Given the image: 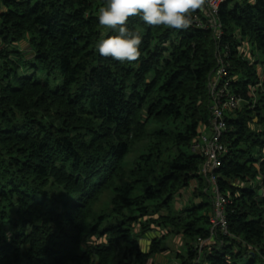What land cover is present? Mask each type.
<instances>
[{
  "label": "trees",
  "instance_id": "16d2710c",
  "mask_svg": "<svg viewBox=\"0 0 264 264\" xmlns=\"http://www.w3.org/2000/svg\"><path fill=\"white\" fill-rule=\"evenodd\" d=\"M104 4L0 0V264H112L120 247L117 264H144L168 234L188 240L180 264H195L200 238L196 264H264V68L241 50L251 41L264 57V0L222 1L219 37L199 24L204 8L187 30L132 17L127 27L142 43L131 63L96 50L102 34H117L99 25ZM219 55L248 103L228 115L216 172L232 201L228 234L212 236L215 195L193 145L212 115ZM136 223L167 231L146 251ZM104 234L107 242H88Z\"/></svg>",
  "mask_w": 264,
  "mask_h": 264
},
{
  "label": "built area",
  "instance_id": "2783aa9c",
  "mask_svg": "<svg viewBox=\"0 0 264 264\" xmlns=\"http://www.w3.org/2000/svg\"><path fill=\"white\" fill-rule=\"evenodd\" d=\"M224 0H206L204 11L207 17V23L202 24L204 28L212 27L218 34V37L222 34V25L218 20V12L221 2ZM248 57V55H245ZM251 61L257 59L256 56L250 55L248 57ZM219 64L217 69L211 74L209 81V90L212 98L210 106L211 117L209 119V125H205L201 129V133L198 141L193 145V149L204 156L205 162L203 163L199 174L207 179L209 189L212 190L215 195L213 214L211 216L212 222V236L215 235L218 229H221L224 233L228 234L227 223V206L232 202L231 199L223 194L218 185V179L216 172L222 165V158L228 152V147L224 143V138L228 132V115L229 113L241 112L244 105L248 101L237 93L233 92L230 88L231 77H229V64L225 61L224 56L219 55ZM261 67V66H260ZM262 74L263 68L261 67ZM261 83L251 87V92L254 97V103L257 102V91L261 88ZM254 107V105H252ZM207 240H198L199 255L201 256L203 248ZM198 257V263L200 260Z\"/></svg>",
  "mask_w": 264,
  "mask_h": 264
},
{
  "label": "clouds",
  "instance_id": "9594fccd",
  "mask_svg": "<svg viewBox=\"0 0 264 264\" xmlns=\"http://www.w3.org/2000/svg\"><path fill=\"white\" fill-rule=\"evenodd\" d=\"M205 3L206 0H105L98 9L99 25L117 34H102L96 50L105 58L134 62L141 55L142 38L127 27L130 18L139 17L151 27L187 30L193 13L202 11Z\"/></svg>",
  "mask_w": 264,
  "mask_h": 264
},
{
  "label": "rangeland",
  "instance_id": "374dc122",
  "mask_svg": "<svg viewBox=\"0 0 264 264\" xmlns=\"http://www.w3.org/2000/svg\"><path fill=\"white\" fill-rule=\"evenodd\" d=\"M204 14H205V11H204ZM22 46L26 50L27 54L31 51V47L27 44V42H23ZM243 46H245L246 48H243ZM243 46H242L241 50L244 53H246L245 51H247L248 57H250V55L253 54V56H256L257 59H259L258 60L259 65L257 64V67L259 68L260 71H262L260 65L262 66V68H264V57L261 56L256 45L251 41H245ZM12 58L17 59L16 55H13ZM262 92L264 93V88H262ZM137 150L133 153L132 157L138 156L139 153L137 152ZM192 152H194L193 149H192ZM259 187H260L261 193L264 194V184H260ZM196 188H197V181H195V183H193L192 187L191 186L187 187L186 188L187 190H185V192L186 193L190 192L192 194L196 190ZM210 194H213L212 191H210ZM205 199L207 201H209V200H211V196H205ZM171 203H172L171 204L172 209L175 210L177 201H173ZM103 204H104L103 201L102 202L99 201L95 206L96 209L97 210L102 209ZM185 204L186 203H184L183 201L180 200L178 206L181 207ZM200 212L202 213V210ZM165 213H167L166 210H161V212H159L160 215H163ZM155 217H157V216H155ZM138 224L139 223H136V227H137L136 229H138L139 232L140 231L144 232L143 234H140V233L139 234L141 235V240L143 243L142 244L143 249L146 251H148L150 249L149 244L151 242L150 240L153 237H155V236L162 237V235L165 234L164 232L167 231V230L163 231L164 227L152 228L151 230L144 231V230L140 229V226ZM107 238H108L107 234L95 235V236L90 237L88 239V242L91 241L90 243L95 242L96 244H102L103 242H107ZM187 242H188L187 238H185L183 241L179 237L177 238L174 235L168 234V236L166 238L162 239V247L164 250L153 254L151 256V258L148 260V262L146 261L145 263L146 264H180V259L177 257V253L180 252L181 254H184V255L187 254V252H188V247L186 245ZM118 252H119L118 258H116V261L113 262L112 264H117V262H119L123 259L124 255H123V249H121V247H120ZM121 252H122V254H121ZM72 264H76V263L73 262Z\"/></svg>",
  "mask_w": 264,
  "mask_h": 264
},
{
  "label": "water",
  "instance_id": "95a60500",
  "mask_svg": "<svg viewBox=\"0 0 264 264\" xmlns=\"http://www.w3.org/2000/svg\"><path fill=\"white\" fill-rule=\"evenodd\" d=\"M2 89H1V87H0V100H1V96H2V91H1Z\"/></svg>",
  "mask_w": 264,
  "mask_h": 264
},
{
  "label": "crops",
  "instance_id": "0c3cea01",
  "mask_svg": "<svg viewBox=\"0 0 264 264\" xmlns=\"http://www.w3.org/2000/svg\"><path fill=\"white\" fill-rule=\"evenodd\" d=\"M243 48H246L245 46H243ZM247 50V49H246ZM243 52V51H242ZM246 52V54H247V51H245Z\"/></svg>",
  "mask_w": 264,
  "mask_h": 264
}]
</instances>
